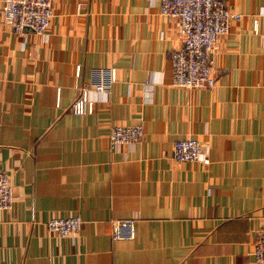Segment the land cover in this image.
I'll return each instance as SVG.
<instances>
[{"label": "crops", "instance_id": "obj_1", "mask_svg": "<svg viewBox=\"0 0 264 264\" xmlns=\"http://www.w3.org/2000/svg\"><path fill=\"white\" fill-rule=\"evenodd\" d=\"M222 1L240 18L202 89L170 84L181 38L159 0H52L41 34L13 33L0 12V171L13 200L0 264H249L264 221V0ZM109 66L111 89L89 90L92 113L72 115L89 69ZM137 124V142L108 149L110 126ZM184 138L208 164L171 159ZM74 215L69 236L45 227ZM116 219L133 221L131 239L110 238Z\"/></svg>", "mask_w": 264, "mask_h": 264}, {"label": "built area", "instance_id": "obj_2", "mask_svg": "<svg viewBox=\"0 0 264 264\" xmlns=\"http://www.w3.org/2000/svg\"><path fill=\"white\" fill-rule=\"evenodd\" d=\"M2 22L13 33L44 32L52 16V0H0ZM157 13L175 18L178 22L180 45L172 50L170 61V84L177 88L202 89L214 83L212 73V50L219 36L227 31L230 20H237L240 14L227 9L222 0H159ZM78 74V66L74 68ZM116 81L114 67L89 69V81L79 88L71 101L69 112L75 116L90 114L93 101L87 92H108ZM59 88L55 89V104ZM142 136L139 124L133 126L113 125L107 132V147L113 150L120 144L137 142ZM171 159L177 162H200L209 160L202 151V145L193 138L176 140L171 146ZM12 190L7 174L0 171V210L12 205ZM81 220L78 216L49 217L46 229L63 238L75 233ZM133 237L131 219L112 220L110 238L129 240ZM249 264H264V221L255 232Z\"/></svg>", "mask_w": 264, "mask_h": 264}]
</instances>
